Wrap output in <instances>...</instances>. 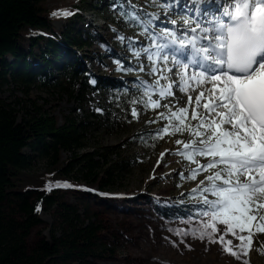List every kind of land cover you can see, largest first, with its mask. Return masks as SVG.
Returning <instances> with one entry per match:
<instances>
[{
    "label": "trees",
    "instance_id": "1",
    "mask_svg": "<svg viewBox=\"0 0 264 264\" xmlns=\"http://www.w3.org/2000/svg\"><path fill=\"white\" fill-rule=\"evenodd\" d=\"M47 3L0 0V264H88L111 255L101 240L99 221L88 214L87 201H79L84 208L80 210L79 205L66 203L64 197L71 192L113 194L111 191L122 189L124 178L137 165L135 156L121 155L119 147L96 144L91 150L86 148L97 133L114 135L123 131L144 92L120 79L96 77L88 68L87 57L79 53L92 43L110 40L73 28L81 21V6L49 8ZM101 3L98 0L93 8L100 12ZM114 5L122 22L140 29L130 19L134 10L127 3L116 1ZM64 9L72 14L52 15ZM60 20L65 24L57 29L54 23ZM110 30L121 45V36ZM34 85L65 95L81 108L88 94L104 92L110 96L111 106L83 118L70 113L58 121L29 100ZM11 86L12 90H21L24 99H3ZM138 137L144 148H155L154 134L144 132ZM56 182H66L70 187H57ZM180 206L174 208L182 212ZM41 212L53 217L49 238L37 234L30 241L41 224ZM134 213L143 218L151 216L145 207H136ZM135 222L150 224L151 229L159 226L152 227L145 219ZM148 232H137L134 238L141 240L133 254L160 264L152 255Z\"/></svg>",
    "mask_w": 264,
    "mask_h": 264
},
{
    "label": "snow or ice",
    "instance_id": "2",
    "mask_svg": "<svg viewBox=\"0 0 264 264\" xmlns=\"http://www.w3.org/2000/svg\"><path fill=\"white\" fill-rule=\"evenodd\" d=\"M180 4L181 0H160L154 6L163 8L167 15L173 5ZM71 14L66 9L52 13L57 17ZM145 15L146 20L133 12L130 19L141 25L150 38L149 47L143 49L148 59L155 57L164 62V68L154 63L150 69L158 74V79L168 80L166 86L157 83L155 90L165 97L174 95L173 84L181 92L193 85L200 89L191 112L196 124L186 122V106L171 112L169 125L163 129L167 132L171 127L173 132L188 131L192 135L193 139L184 144V151L178 153L197 165L188 179L208 172L192 190L200 201L199 225L170 231L181 237L191 234L201 241L207 238L209 243L219 241L226 253L242 259L250 250L254 232L264 233V0H183V7L176 12L182 31L164 27L157 33L154 28L159 27V13ZM176 23L171 20V24ZM150 48H155V52ZM172 68L177 69L178 82L165 75ZM138 86L147 97L141 98L145 107H160L159 101L151 99L152 86L143 81ZM188 102L193 103L191 95ZM132 115H137L135 109ZM160 117L164 118V113ZM197 156L207 158V162L199 163ZM180 175L185 178L183 173ZM56 186L70 187L66 182H56ZM36 211H40L39 205ZM191 221L189 217L185 222ZM218 223L224 227H218ZM228 233L240 243L233 246L232 240H225Z\"/></svg>",
    "mask_w": 264,
    "mask_h": 264
},
{
    "label": "rangeland",
    "instance_id": "3",
    "mask_svg": "<svg viewBox=\"0 0 264 264\" xmlns=\"http://www.w3.org/2000/svg\"><path fill=\"white\" fill-rule=\"evenodd\" d=\"M47 1L49 8L63 5L81 6V10H85L83 14L85 19L80 16L82 20L76 23L73 28L86 30L90 35L97 33L110 40L105 44L92 43L90 48H85L79 53L87 57L88 68L96 77L107 80L118 78L130 87L135 84L139 85V82L143 81L146 85L152 86L151 99L154 100L155 97H158L159 102H162L167 97H161L159 93H156L158 91L155 90L156 84L161 86L162 80L158 79L156 73L150 71L154 63L159 65V61L155 57L150 61L146 57L148 53L143 51L144 48L149 47L150 38L148 34L144 33L143 30H134L132 26H127L125 22L120 20V15L113 4L115 0H101L102 3L98 8L100 12L93 8L98 0ZM126 1L133 3L134 12L139 16L147 11V13H159L160 18L156 21L159 27L154 28L155 32H160L164 27L172 30L182 28L176 24H171V20L161 18V14H165L163 8L158 6L155 8L154 6L158 5L160 0H142L145 5H142L141 11L137 7L138 2ZM182 4L183 0H181L180 5H173L167 14H172L176 19H180L176 12L183 7ZM64 24L65 22L62 20L54 23L57 29H61ZM110 29L124 37L121 45L118 44L119 40L116 37H112ZM130 43L131 47L129 46ZM149 50L155 52V48ZM137 52L139 55H136ZM117 62H119L120 67H118ZM141 68L143 71H140ZM21 92V90H12L11 86L10 90L3 93L2 98L9 101H13L15 97L24 99ZM29 100L35 101L38 106L42 107L43 111L53 115L58 121H61L63 115L70 113L77 118H83L91 111L102 113V109H109L111 106V98L104 92L88 94L86 104L81 108L65 95L59 96L36 85L30 89ZM134 109L137 115L134 117L131 114L132 121L126 125L123 131L114 135L97 133L90 138L86 148V151L91 150L96 144L113 146L119 147L123 156H135L137 165L124 178L121 184L122 189L111 191L116 194L105 200H100L91 194H78L77 192H71L64 197L66 203L79 205L80 210L84 208L79 201H87L88 214L94 215L95 219L99 221L102 227L101 240L112 251L111 255L90 261L88 264H152L150 260H146V257L140 259L133 254V251H137L135 244L141 240L134 238L135 235L140 230L146 231L147 229L153 250L152 255L160 264H244L245 260L248 261V264H264V233L254 232L247 255L243 256L242 259H237L226 253L219 241L209 243L207 238L201 241L199 238L194 239L191 234L181 237L170 231V229L188 230L199 225L200 218L197 211L200 208V201L198 194L193 193L192 190L197 187L201 180H204L208 172H200L195 179L187 178L191 170L197 165L178 153L183 151L185 143H189L193 139L192 135L188 131L173 132L171 127L168 128L167 132L163 131L169 125L171 112L175 111L173 105L164 109L151 105L145 107L144 103L141 102ZM192 109V106L188 107V120L186 122L195 125L196 121L191 120ZM200 112L202 113V111ZM160 113H164V118L160 117ZM172 122L179 123L174 120ZM144 132L155 135L157 144L154 149L144 148L138 142V135ZM158 132L159 135H157ZM177 140L183 143L177 144ZM133 143L135 144L131 145ZM196 159L201 164L207 162L205 157L197 156ZM180 173H183L184 179L181 178ZM177 205H182L180 206L183 210L182 213L177 212L174 208ZM136 207L147 208L151 216L149 218L140 217L138 213H134ZM163 214L167 217H163ZM178 215L181 216L178 218ZM189 217H192V221L186 223L185 221ZM40 218L41 224L33 231L30 241L35 240L37 234L49 238L50 230L53 227V217L51 214L41 212ZM140 219L147 220L153 225L152 227L154 225L159 226L151 229L150 224L135 222ZM204 219L207 220L208 218L205 217ZM218 227L224 226L218 223ZM225 240H232L233 246L240 243L231 233L225 235ZM129 249L133 255L128 253L130 252Z\"/></svg>",
    "mask_w": 264,
    "mask_h": 264
},
{
    "label": "bare ground",
    "instance_id": "4",
    "mask_svg": "<svg viewBox=\"0 0 264 264\" xmlns=\"http://www.w3.org/2000/svg\"><path fill=\"white\" fill-rule=\"evenodd\" d=\"M191 6L192 5H189V7H191ZM214 6L215 5H213V7ZM201 7H205V5L202 4ZM161 15H162L161 18H163L164 20L175 19L177 21L176 25L179 26V22L181 21V19H178V18L176 19V17L172 16V14H169V15L168 14L167 15L161 14ZM164 67H165V65L162 64L161 68H164ZM168 67H171V61L169 62ZM176 71H177L176 68H172V71L171 72H165V75L169 76V78L171 80L178 82L179 77L175 75ZM156 75L158 76V74H156ZM160 80H162L161 86H166L168 84V80H164V79H160ZM199 90H200L199 88H195V85H193L192 88H190L188 91L181 92L179 90V88L175 84H173L171 91L174 93V95L167 96V97H165V99L162 102H159L160 107L165 109L166 107H164V105H168V106L173 105L175 111L178 110L180 107H186V106L187 107L192 106L194 108L195 107V103H194L195 96L198 94ZM189 95H191L193 98V103L191 105H189V102H188V96ZM158 99H159L158 97H155L154 100L159 101ZM199 111L203 112V108H200Z\"/></svg>",
    "mask_w": 264,
    "mask_h": 264
}]
</instances>
